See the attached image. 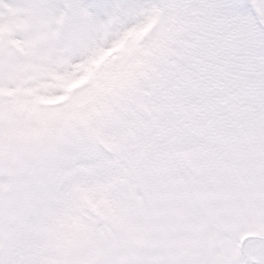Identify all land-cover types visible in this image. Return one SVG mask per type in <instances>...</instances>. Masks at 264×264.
Here are the masks:
<instances>
[{"label":"snow or ice","instance_id":"obj_1","mask_svg":"<svg viewBox=\"0 0 264 264\" xmlns=\"http://www.w3.org/2000/svg\"><path fill=\"white\" fill-rule=\"evenodd\" d=\"M0 264H264V0H0Z\"/></svg>","mask_w":264,"mask_h":264}]
</instances>
